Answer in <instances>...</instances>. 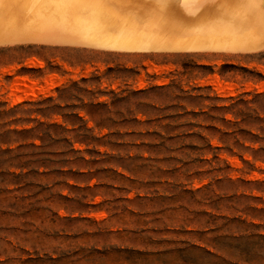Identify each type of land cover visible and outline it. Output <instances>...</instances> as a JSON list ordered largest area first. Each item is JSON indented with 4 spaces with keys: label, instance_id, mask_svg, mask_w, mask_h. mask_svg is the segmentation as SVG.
Listing matches in <instances>:
<instances>
[{
    "label": "rangeland",
    "instance_id": "374dc122",
    "mask_svg": "<svg viewBox=\"0 0 264 264\" xmlns=\"http://www.w3.org/2000/svg\"><path fill=\"white\" fill-rule=\"evenodd\" d=\"M256 35L0 43V264H264Z\"/></svg>",
    "mask_w": 264,
    "mask_h": 264
},
{
    "label": "bare ground",
    "instance_id": "6f19581e",
    "mask_svg": "<svg viewBox=\"0 0 264 264\" xmlns=\"http://www.w3.org/2000/svg\"><path fill=\"white\" fill-rule=\"evenodd\" d=\"M127 1L0 0V43L25 39L154 48L175 37L179 47L189 49L205 40L215 45L254 44L256 34L264 30V5L259 0H149L138 6ZM25 83L13 86L17 102L23 99Z\"/></svg>",
    "mask_w": 264,
    "mask_h": 264
},
{
    "label": "snow or ice",
    "instance_id": "6c2138e0",
    "mask_svg": "<svg viewBox=\"0 0 264 264\" xmlns=\"http://www.w3.org/2000/svg\"><path fill=\"white\" fill-rule=\"evenodd\" d=\"M249 3H255L256 0H248ZM260 3H264V0H260Z\"/></svg>",
    "mask_w": 264,
    "mask_h": 264
}]
</instances>
